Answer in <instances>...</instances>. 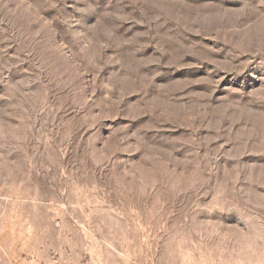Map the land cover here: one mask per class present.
I'll use <instances>...</instances> for the list:
<instances>
[{
    "label": "rangeland",
    "instance_id": "374dc122",
    "mask_svg": "<svg viewBox=\"0 0 264 264\" xmlns=\"http://www.w3.org/2000/svg\"><path fill=\"white\" fill-rule=\"evenodd\" d=\"M0 264H264V0H0Z\"/></svg>",
    "mask_w": 264,
    "mask_h": 264
}]
</instances>
